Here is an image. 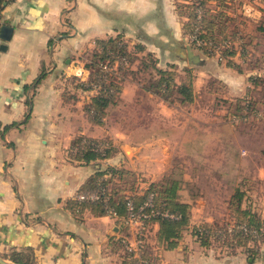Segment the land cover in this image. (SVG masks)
Segmentation results:
<instances>
[{"label":"crops","instance_id":"0c3cea01","mask_svg":"<svg viewBox=\"0 0 264 264\" xmlns=\"http://www.w3.org/2000/svg\"><path fill=\"white\" fill-rule=\"evenodd\" d=\"M176 2L3 0L0 26L12 28L8 41L0 37V47L5 46L0 48V255L3 258L11 261L7 255L15 251L29 254L31 264H117L119 258H124L117 243L123 246L124 236L132 239L134 233L125 225V218L106 213L112 185L120 182L112 177L110 167L119 168L126 163L124 168L131 172L145 169L154 170L150 172L153 175L167 172L165 151L145 144L152 141L164 145L169 139L157 134L141 143H116L131 136L113 134L107 127V119L117 104L106 107L102 123L87 116L84 105L94 94H86L91 90L81 88L86 94L83 98L78 95L79 86L65 83V77L75 75L70 68L65 69L70 60L66 58L67 51L71 49L67 46L122 35L127 39L125 36L132 34L144 43L151 38L149 31L153 28L167 29L169 35L175 36V30L181 27V18L174 8ZM126 90L121 94L123 104L132 101L124 97ZM77 137L92 139L94 151L105 154V149L111 147L114 151L105 159L76 160L72 156L76 148L71 145ZM125 147L130 149L129 154ZM145 158L152 160L158 169H150L148 161L143 166L141 162ZM97 172H103L99 182L113 180L109 187H102L108 196L107 204L96 200L102 202L105 213L94 208L91 203L95 201L76 199L82 192L95 191L80 188ZM143 202L135 204L136 210ZM151 228L155 236L158 225ZM152 250L158 257L157 264L242 262L240 256L229 260L211 255L206 247L190 248L181 243L173 248L163 245L161 250Z\"/></svg>","mask_w":264,"mask_h":264},{"label":"rangeland","instance_id":"374dc122","mask_svg":"<svg viewBox=\"0 0 264 264\" xmlns=\"http://www.w3.org/2000/svg\"><path fill=\"white\" fill-rule=\"evenodd\" d=\"M199 2L197 19L204 9L212 14H224L218 18L214 35L224 44L229 43L225 46H231L232 54L224 55V48L202 40L198 27L184 28L193 3ZM174 4L181 18V27L175 30V36L163 28L150 30L152 36L144 43L137 40L135 34L125 36L127 39L122 35L121 41L126 40L127 51L134 59L131 63L123 59L124 70H119L116 63L115 71L108 76V80L110 76L115 77L122 92L120 90L110 103L117 106L107 119V127L113 134H131L116 143H141L151 135L167 136L169 142L164 145L152 141L145 145L165 151L169 170L155 175L150 173L154 170L127 171L113 186L133 197L153 182L170 185L173 180L178 181V200L189 204L191 213L190 224L178 244L190 248L202 246V237L196 230L201 229L202 224L211 223L210 231L216 232L210 235L206 246L211 255L229 260L240 256L241 264H261L263 236L255 235L258 241H252L247 247H234L227 241L230 236H224L223 232L226 227L231 235L234 232L236 217L229 203L237 192L242 193L241 207L247 210L248 216L264 222V0H207L204 6L201 0H181ZM206 44L209 46L205 49ZM96 45V42L68 45L71 49L66 58L70 60L65 69L70 68L71 72L85 69L87 78L89 71L85 66ZM186 45L199 55L200 63L187 59ZM159 69L175 71L177 82L189 78L194 86V101L180 104L172 95L173 102L168 103L145 93L141 86L148 78H157ZM66 82L75 87L79 85L72 77H65ZM125 88L124 97L132 101L123 104L121 94ZM80 90L78 95L86 98V94L95 95L99 89H91L92 92L86 94ZM244 99L250 103L239 112L236 102ZM105 138L107 141L109 137ZM148 160L145 158L142 165L147 166ZM151 161H148L150 169L157 170ZM124 166L126 163L119 168L126 170ZM146 231L151 248L161 250L164 244L157 247L153 229ZM248 248L257 249L258 253L249 252ZM123 259L119 258L117 264H123Z\"/></svg>","mask_w":264,"mask_h":264},{"label":"trees","instance_id":"16d2710c","mask_svg":"<svg viewBox=\"0 0 264 264\" xmlns=\"http://www.w3.org/2000/svg\"><path fill=\"white\" fill-rule=\"evenodd\" d=\"M181 1V0H176ZM183 1V0H182ZM207 0H201L205 5ZM3 0H0V5H2ZM198 3H193V8L188 12L189 20L185 23L184 28L186 30H192L194 27H198L200 38L205 42L211 41L209 45L221 46L224 48L223 54L228 55L232 54L233 51H230L231 46H225L222 39H218L214 35V29L217 27L218 18L224 16L222 13L212 14L207 10H202L200 18L197 19L196 8ZM192 24V25H191ZM209 34V37L204 33ZM214 35V36H213ZM224 39V38H223ZM96 49L90 54V61L86 64L88 69V77L83 81H80L79 77L72 76V79L78 80L79 87L86 90L95 89L94 87L102 83L103 88H99L98 93L95 94L89 102H86L84 105V111L87 116L96 123H102L101 118L105 114L106 107L113 102L114 97L119 94L121 87L114 81V76H110L109 80L101 82L102 72L100 71V65L107 63L109 65H114L117 63L119 70H124L123 59L131 63L134 59V56L127 51V45L121 41V38H108V39H98L96 41ZM209 45H204L205 49ZM230 47V48H229ZM139 50L142 49V46L139 45ZM154 66V65H153ZM126 67V65H125ZM176 72L169 69H159L157 78H148L146 82L141 86L146 92L158 96L163 101L168 103L173 102L172 95H175V98L180 104H188L194 101V86L192 81L187 78V80L176 81L175 79ZM249 100H237L236 108L240 112L244 107L247 108ZM239 115V114H238ZM81 142V140H83ZM92 139L77 137L73 142L71 147L76 148V152L72 154L73 158L76 160H84L85 162L90 161L91 159H105L110 156L111 151H114V148H106V153L103 154V151H94L92 149ZM97 143L101 141H95ZM104 150V149H103ZM110 173L112 177L123 179V174L128 170L123 168H114L110 167ZM103 175V172H97L93 176H90L86 182L81 186V190H99L101 187H109V182L113 180H102L98 181L99 178ZM178 181L173 180L170 185H164L163 183L153 182L148 188L143 192L142 195L133 196L134 204L140 203L146 200L149 193L153 194L154 206L160 211L168 212L173 214L174 217L169 216H155L152 217L149 222V228L153 224L158 225L157 233L155 234V240L157 244H164L166 248H173L178 244L179 239L182 237L183 231L189 226L191 213L190 206L187 203H183L178 200L177 188ZM112 185V184H111ZM114 185V184H113ZM112 185L110 190L109 205L114 207L117 211L119 218H125L126 215V195L121 192L118 188ZM242 193L237 192L233 195L232 200L229 203L232 211L235 214L236 221L234 222V232L231 235L226 227L224 229V236L229 235L230 238L227 240L231 246H243L247 247L249 243L258 241L256 236L260 235L264 238V222L261 219H253L248 216L247 210L242 209L241 207ZM93 204L100 213H105L104 205L101 201H95ZM203 227L199 230H196V233L201 235L202 242L201 245L206 247L209 245L208 241L210 235H216V232H211L212 224L205 223L202 224ZM245 226L246 231H243L236 226ZM148 228V229H149ZM195 234V233H194ZM223 235V234H222ZM256 235V236H255ZM118 249L123 252V264H138V260L129 259L127 252L123 249V246L118 242ZM249 252L258 253L257 249L253 250L248 248ZM153 250L151 244L148 241V238L145 236V242L140 249V264H157L158 257L153 255ZM12 262L31 264V258L26 252H11L7 255Z\"/></svg>","mask_w":264,"mask_h":264},{"label":"built area","instance_id":"2783aa9c","mask_svg":"<svg viewBox=\"0 0 264 264\" xmlns=\"http://www.w3.org/2000/svg\"><path fill=\"white\" fill-rule=\"evenodd\" d=\"M198 4H200V2ZM114 65L111 66L107 63H103L100 65V71L102 72L101 82L106 81L108 76L115 71ZM74 73L77 77H79V79L84 80V74L87 73V70L78 69ZM100 87H102V83L94 88L99 89ZM76 199L78 201L102 200L105 204H107L108 196L106 195L105 189L101 187L99 190H95L91 192H82L76 196ZM106 213L111 217L114 218L117 217V211L112 206L107 205ZM155 216L174 217L173 214L160 211L158 208L154 206L152 193H149L148 197L143 202L141 208L138 210H136L135 208L133 198L128 196L126 197V216L124 223L126 226L130 227L133 230L135 236L132 239H130L127 236H124V238L122 239V244L126 252L128 253L129 258L138 260V264H140L141 262L140 249L145 242V236L147 232L146 230L149 228V222L151 218ZM238 228L243 231H246L245 226L241 225L238 226Z\"/></svg>","mask_w":264,"mask_h":264},{"label":"water","instance_id":"95a60500","mask_svg":"<svg viewBox=\"0 0 264 264\" xmlns=\"http://www.w3.org/2000/svg\"><path fill=\"white\" fill-rule=\"evenodd\" d=\"M12 33V28L9 27L8 25H1L0 26V37L8 41L10 39ZM5 46H1L0 48H3ZM186 50H187V59L192 62V63H200L201 59L199 58V55L196 54L189 45H186ZM125 151L129 154L128 148L125 147ZM0 264H24V263H17V262H12L8 261L7 259L3 258L0 255Z\"/></svg>","mask_w":264,"mask_h":264},{"label":"bare ground","instance_id":"6f19581e","mask_svg":"<svg viewBox=\"0 0 264 264\" xmlns=\"http://www.w3.org/2000/svg\"><path fill=\"white\" fill-rule=\"evenodd\" d=\"M128 148V147H127ZM128 151L130 152V149L128 148Z\"/></svg>","mask_w":264,"mask_h":264}]
</instances>
